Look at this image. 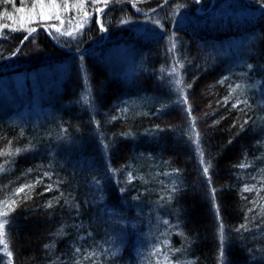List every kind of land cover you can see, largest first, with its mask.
Returning <instances> with one entry per match:
<instances>
[{
  "label": "trees",
  "instance_id": "obj_1",
  "mask_svg": "<svg viewBox=\"0 0 264 264\" xmlns=\"http://www.w3.org/2000/svg\"><path fill=\"white\" fill-rule=\"evenodd\" d=\"M50 67L0 105V264H264V0H0V79Z\"/></svg>",
  "mask_w": 264,
  "mask_h": 264
},
{
  "label": "rangeland",
  "instance_id": "obj_2",
  "mask_svg": "<svg viewBox=\"0 0 264 264\" xmlns=\"http://www.w3.org/2000/svg\"><path fill=\"white\" fill-rule=\"evenodd\" d=\"M47 13V12H46ZM25 16V12L22 15V18H20V20L22 19V22H29V21H33L32 23L35 22H45L46 20V15L44 11L39 10L38 12L34 10L31 11L30 13L26 12V16ZM64 27V26H62ZM61 27V28H62ZM76 30L77 31H73V28H69L71 29V33L72 36H75V33L79 31V29H82L83 26L80 24H76ZM33 32V31H32ZM65 32H62V34H64ZM78 34V33H77ZM68 36V35H67ZM115 51H110L108 52V57H114ZM106 57V56H105ZM58 72L59 71V67L54 68V67H50L48 69H44L42 71H37L38 74H33L31 73L29 76H35L34 78L30 79H26V77L24 78V74H12V76L7 77V78H3L0 79V105L1 108H9V109H18V110H23L24 107H26L25 105L29 102H31L32 104L37 102L39 99H41L42 95L37 94L38 90H42L40 89L41 87V80L43 78V80L45 81L46 79H50L51 77V73L52 72ZM37 77V78H36ZM35 79H37L35 81ZM43 81V82H44ZM42 82V84H43ZM43 88V85H42ZM23 107V108H22ZM21 108V109H19ZM27 108V107H26Z\"/></svg>",
  "mask_w": 264,
  "mask_h": 264
},
{
  "label": "snow or ice",
  "instance_id": "obj_3",
  "mask_svg": "<svg viewBox=\"0 0 264 264\" xmlns=\"http://www.w3.org/2000/svg\"><path fill=\"white\" fill-rule=\"evenodd\" d=\"M5 2H8V0H5ZM55 7H59L58 5H54ZM41 10L43 11V5L41 4ZM15 11H17V12H23L24 11V8L23 7H20V8H16L15 9ZM4 16H6L7 17V19H9V20H13L14 19V17L10 14V13H4ZM58 18V17H57ZM7 25H5V27H6ZM35 29H33V31H34ZM65 35H72V33L71 32H66V33H64ZM173 47H175V45L173 44ZM201 156H203V154L201 153ZM202 162H203V160H202ZM208 167H203V169H202V171H203V173H205V174H207L208 173ZM246 191L247 190H249V189H245ZM20 191H23V189H20ZM213 192H214V190H213ZM0 214H3V213H0ZM3 229H4V223H0V244H5V241L3 240V235H4V232H3ZM221 240L223 241V236L221 235ZM7 248V246L5 245V249ZM8 254V256H11L12 255V253L11 252H8L7 253ZM221 257H223V252L221 251Z\"/></svg>",
  "mask_w": 264,
  "mask_h": 264
},
{
  "label": "water",
  "instance_id": "obj_4",
  "mask_svg": "<svg viewBox=\"0 0 264 264\" xmlns=\"http://www.w3.org/2000/svg\"><path fill=\"white\" fill-rule=\"evenodd\" d=\"M35 31H36V30H34L33 32H31L29 35H31V34L34 33ZM29 35H28V36H29Z\"/></svg>",
  "mask_w": 264,
  "mask_h": 264
}]
</instances>
